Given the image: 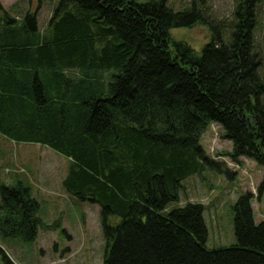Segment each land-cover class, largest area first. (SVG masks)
<instances>
[{
    "label": "trees",
    "instance_id": "1",
    "mask_svg": "<svg viewBox=\"0 0 264 264\" xmlns=\"http://www.w3.org/2000/svg\"><path fill=\"white\" fill-rule=\"evenodd\" d=\"M205 1L174 11L167 0H58L45 29L0 4V135L68 160L64 190L100 206L102 264H264L250 193L234 205L231 247H206L201 204L168 210L187 177L229 174L200 145L210 124L231 142V161L264 170L260 0H236L227 42ZM199 23L213 32L199 52L171 39L170 29ZM38 208L26 182L0 180V237L31 242L53 228ZM0 264H14L1 249Z\"/></svg>",
    "mask_w": 264,
    "mask_h": 264
},
{
    "label": "rangeland",
    "instance_id": "2",
    "mask_svg": "<svg viewBox=\"0 0 264 264\" xmlns=\"http://www.w3.org/2000/svg\"><path fill=\"white\" fill-rule=\"evenodd\" d=\"M147 2L149 0H137ZM192 0H167L174 11L191 6ZM58 0H0L3 9L14 17L35 13L38 25L45 29ZM236 0H206L199 5L213 25L221 28L222 38L227 42L232 30V17ZM256 27L253 31L255 45L262 54V65L258 69L264 80V0L257 4ZM231 29V30H230ZM170 37L183 42L199 52L212 37L208 25L196 24L192 28H172ZM264 105V95L260 96ZM222 129L210 124L200 139L207 157L221 163L229 174L206 169L182 181L179 199L169 205L168 210L186 203L201 204L207 228L208 249L235 246L234 205L246 193L252 195L251 208L256 224L264 223V193L258 194L257 187L264 170L254 161L240 158L231 161L227 154L231 142L222 139ZM68 160L57 152L38 145L14 143L0 135V180L5 184L19 178L26 182L32 198L38 204L37 216L45 226L39 228L36 238L23 242L18 238L0 237V247L14 264H102L106 240L101 224L100 206L80 201L68 194L62 182L67 173ZM119 216H111L115 225Z\"/></svg>",
    "mask_w": 264,
    "mask_h": 264
},
{
    "label": "crops",
    "instance_id": "3",
    "mask_svg": "<svg viewBox=\"0 0 264 264\" xmlns=\"http://www.w3.org/2000/svg\"><path fill=\"white\" fill-rule=\"evenodd\" d=\"M2 137V136H1ZM24 144H29V143H24ZM9 184V183H8Z\"/></svg>",
    "mask_w": 264,
    "mask_h": 264
},
{
    "label": "water",
    "instance_id": "4",
    "mask_svg": "<svg viewBox=\"0 0 264 264\" xmlns=\"http://www.w3.org/2000/svg\"><path fill=\"white\" fill-rule=\"evenodd\" d=\"M1 250H3L1 247H0ZM4 251V250H3Z\"/></svg>",
    "mask_w": 264,
    "mask_h": 264
}]
</instances>
